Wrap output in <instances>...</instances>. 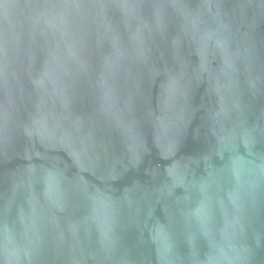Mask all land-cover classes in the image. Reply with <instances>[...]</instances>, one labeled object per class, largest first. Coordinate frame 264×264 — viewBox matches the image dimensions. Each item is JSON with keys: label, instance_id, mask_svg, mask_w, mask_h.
<instances>
[{"label": "water", "instance_id": "1", "mask_svg": "<svg viewBox=\"0 0 264 264\" xmlns=\"http://www.w3.org/2000/svg\"><path fill=\"white\" fill-rule=\"evenodd\" d=\"M0 264H264V0H0Z\"/></svg>", "mask_w": 264, "mask_h": 264}]
</instances>
